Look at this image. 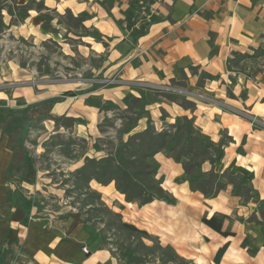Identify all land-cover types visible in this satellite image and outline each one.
<instances>
[{
    "label": "crops",
    "instance_id": "0c3cea01",
    "mask_svg": "<svg viewBox=\"0 0 264 264\" xmlns=\"http://www.w3.org/2000/svg\"><path fill=\"white\" fill-rule=\"evenodd\" d=\"M39 1L46 10L73 11L87 20L116 18L115 11L121 19L129 8V0H112L107 9L102 5L104 0ZM158 1L149 12L155 13L158 21L137 31L135 35H140L136 39L135 35L123 36L114 25L109 27L102 72L111 75L121 70L123 83L93 88L82 96L73 93L57 104L51 115L80 117L74 108L81 97L96 101V107L100 103L125 109V97L130 94L143 102L138 130L146 129L148 119L158 122L164 112L169 120L190 119L194 128L215 144L227 142L222 146L220 173L248 177L256 198L245 206L232 195V184L215 198L191 190L181 166L161 157V188L174 202L154 200L143 206L122 202V216L195 264H264V229L254 212L256 203L264 200V75L237 74L228 68L234 53L249 56L264 50V0ZM146 85L181 87L187 106L150 100ZM65 92H72V88H47L41 99L30 103ZM71 103L73 107L68 109L65 104ZM84 108L98 111L91 105ZM231 110L243 111L257 123ZM2 134L0 128V264H119L108 251L81 245L73 236L65 239L58 221L51 225L48 220L29 222L34 221L30 210L25 216L17 206L20 191L8 175L13 152ZM253 214L255 220L249 219Z\"/></svg>",
    "mask_w": 264,
    "mask_h": 264
},
{
    "label": "rangeland",
    "instance_id": "374dc122",
    "mask_svg": "<svg viewBox=\"0 0 264 264\" xmlns=\"http://www.w3.org/2000/svg\"><path fill=\"white\" fill-rule=\"evenodd\" d=\"M156 2L159 1L132 0L133 6L126 9L121 19L115 11L116 18L109 16L107 19L87 20L73 11L58 13L46 10L38 0L27 3L25 0H0V7L5 8L0 11V108L36 104L30 102L41 99L47 88L69 87L72 93L79 96L93 88H103L94 80L112 77L119 70L111 75L102 72L108 51L107 42L110 41L106 37L111 33L109 27L114 25L123 36L134 37L137 31L158 21L155 13H149L151 5ZM102 5L107 9L113 1L104 0ZM29 9L34 13L30 14ZM228 68L237 74L264 75V50L254 51L249 56H232ZM146 88L151 92L150 100L164 99L162 95L166 94L177 98L180 103L184 101L183 95H158L154 94L160 93L157 87L146 85ZM69 97L61 94L54 97L60 102L51 107L50 115L57 104ZM65 105L69 106L68 109L73 107V103ZM84 105H91L98 110L97 113L95 110L88 112ZM125 105V109L100 103L96 107V101L81 97L74 108L80 117L51 115L46 120L34 122L23 135L13 133L9 139L2 134L8 147L14 149L12 185L27 202L34 220L30 223L48 220L51 225L58 221L65 239L73 236L79 238L81 245L91 244L94 250L108 251L119 264H195L180 257L167 242H160L136 224L127 223L125 219L128 218L123 217L121 212L125 196L115 189L114 181L107 185L96 182L100 171L95 169V165L119 156L121 163L127 164V171L145 191H155L159 183L161 186L158 177L161 157L171 158L179 164L188 180L190 174L218 175L222 148L203 138L193 126V134L183 132L176 138L173 149L166 152L165 144L172 140L175 133L170 126L176 119L169 120L161 112L160 120L148 119L147 127L155 135L166 133V141L160 152L141 158L145 150L137 134L147 127L143 131L138 130L137 123L143 114V102L127 94ZM231 111L252 122L253 118L243 111ZM143 139L145 143L153 141L147 136ZM127 143L137 146L130 156L125 153ZM226 143L222 142L223 145ZM224 172L221 186L232 183V195L239 198L240 206L256 198V194L248 197V186L243 187L239 195L233 193L244 174L237 173L233 180L230 178L232 173ZM214 179L217 178L212 177L209 185L203 180L196 181L194 186L211 191V187H215ZM218 193L209 198H215ZM136 203L139 205V201ZM259 203H256L254 212L261 218L260 225L264 229V215ZM254 216L249 219L255 220Z\"/></svg>",
    "mask_w": 264,
    "mask_h": 264
},
{
    "label": "trees",
    "instance_id": "16d2710c",
    "mask_svg": "<svg viewBox=\"0 0 264 264\" xmlns=\"http://www.w3.org/2000/svg\"><path fill=\"white\" fill-rule=\"evenodd\" d=\"M4 2H7L9 0H3ZM132 0H129V8H131ZM4 7H0V11L4 10ZM130 20V19H129ZM140 34L135 35V39L139 37ZM241 55L239 54H233V57H239ZM229 65V61H228ZM74 94L72 92H65L61 96H73ZM159 95V94H158ZM162 97L166 101L170 102H177L180 106L184 107L183 102H179L177 98H171L168 95H162ZM59 98H52L48 100H44L42 102L32 104V105H21L17 108H6L2 109L0 108V128L2 130V133L5 134L9 139H11V136L20 134H24L27 129L32 125L34 122L38 120H46L50 117V111L51 107H53L56 103H59ZM187 106V105H186ZM171 129H174L175 133L171 141L167 142L165 144V151L169 152L173 149L174 145L176 144L175 140L176 138L182 136L183 132H186L188 134L194 133L193 123L190 119H187L186 117L182 118H176L175 123L170 126ZM129 132V131H128ZM139 138L142 141L140 143L141 147L144 148V154L141 156V158L144 157H152L156 153L160 152L162 149L163 144L166 141V133L163 134H153L151 129L147 127V129L143 132H141ZM203 138L208 140L210 143H212L209 138L206 136L200 134ZM147 136L148 139L152 142L145 143L144 137ZM213 144V143H212ZM128 149L126 150L127 155H131L135 149H137V146L133 143L126 144ZM218 145L223 146L222 143H218ZM14 153V149H10ZM131 158V157H130ZM135 162V161H134ZM177 162V161H176ZM96 170H99V178L96 180L97 183L102 185H107L110 182H115V189L125 196V202L127 203H136L139 201V205L143 206L146 205L154 200H161L168 204H172L174 200L168 195L167 192H165L161 186L160 183L158 184V188L155 191H145L143 187L130 175L129 171H127V164L121 163V158L118 156V158H109L108 160H102L101 162L96 163ZM13 169L11 167V164L8 168V175H12ZM226 172H223L222 174H190L188 183L189 187L193 191H199L201 192L205 197H212L214 194L220 192L224 189L226 184L221 186V182L224 179ZM214 175V176H213ZM217 178L214 179V185L215 187H211V191L204 190V188L197 186L195 187L194 184L196 181L203 180V182H206L207 185L210 184L211 178ZM231 179L235 180L236 176H230ZM248 178H245L243 176L242 180L237 185L238 187L235 188L234 194L239 195L241 194V190L243 187L248 186L249 190H246L249 198H252L254 196V191L251 187V184ZM232 184V183H230ZM213 185V184H212ZM212 190L214 191L212 193ZM260 211L262 212V215H264V200L260 201ZM18 208L22 211V213L27 216L29 213V207L27 205V202L25 201L24 197L22 196V193H18ZM171 251V249H170ZM175 257V256H174ZM178 258V256H176ZM175 257V258H176ZM176 258V259H177Z\"/></svg>",
    "mask_w": 264,
    "mask_h": 264
},
{
    "label": "built area",
    "instance_id": "2783aa9c",
    "mask_svg": "<svg viewBox=\"0 0 264 264\" xmlns=\"http://www.w3.org/2000/svg\"><path fill=\"white\" fill-rule=\"evenodd\" d=\"M121 70H118L114 76L109 77V78H101L94 80L96 81L97 84H100L103 88L109 87V86H116V85H121L123 83L121 79ZM146 87V86H144ZM157 91L160 93H168V94H174V95H185V91L181 90L180 88H174V87H169V86H164V87H157ZM256 120L252 119V123H257L255 122ZM84 253L89 256L90 252L84 249Z\"/></svg>",
    "mask_w": 264,
    "mask_h": 264
}]
</instances>
